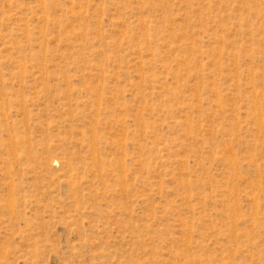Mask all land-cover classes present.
<instances>
[{"label": "rangeland", "instance_id": "374dc122", "mask_svg": "<svg viewBox=\"0 0 264 264\" xmlns=\"http://www.w3.org/2000/svg\"><path fill=\"white\" fill-rule=\"evenodd\" d=\"M0 264H264L263 0H0Z\"/></svg>", "mask_w": 264, "mask_h": 264}, {"label": "bare ground", "instance_id": "6f19581e", "mask_svg": "<svg viewBox=\"0 0 264 264\" xmlns=\"http://www.w3.org/2000/svg\"><path fill=\"white\" fill-rule=\"evenodd\" d=\"M263 2H264V0H263Z\"/></svg>", "mask_w": 264, "mask_h": 264}]
</instances>
